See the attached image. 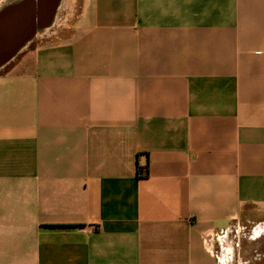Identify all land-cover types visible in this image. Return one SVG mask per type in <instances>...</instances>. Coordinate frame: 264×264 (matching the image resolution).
I'll list each match as a JSON object with an SVG mask.
<instances>
[{"label": "crops", "instance_id": "1", "mask_svg": "<svg viewBox=\"0 0 264 264\" xmlns=\"http://www.w3.org/2000/svg\"><path fill=\"white\" fill-rule=\"evenodd\" d=\"M31 42L0 264H264V0H59Z\"/></svg>", "mask_w": 264, "mask_h": 264}, {"label": "water", "instance_id": "2", "mask_svg": "<svg viewBox=\"0 0 264 264\" xmlns=\"http://www.w3.org/2000/svg\"><path fill=\"white\" fill-rule=\"evenodd\" d=\"M59 0H13L0 7V71L49 27Z\"/></svg>", "mask_w": 264, "mask_h": 264}, {"label": "rangeland", "instance_id": "3", "mask_svg": "<svg viewBox=\"0 0 264 264\" xmlns=\"http://www.w3.org/2000/svg\"><path fill=\"white\" fill-rule=\"evenodd\" d=\"M34 42H30L27 46H25L15 57L14 59L7 65L5 66L0 72H6L10 69L13 68V66L21 59V57L23 56V54L25 52H27V50H29L30 48H32L34 46Z\"/></svg>", "mask_w": 264, "mask_h": 264}, {"label": "trees", "instance_id": "4", "mask_svg": "<svg viewBox=\"0 0 264 264\" xmlns=\"http://www.w3.org/2000/svg\"><path fill=\"white\" fill-rule=\"evenodd\" d=\"M149 174V164L146 163L143 166H137V175L138 177H146Z\"/></svg>", "mask_w": 264, "mask_h": 264}, {"label": "bare ground", "instance_id": "5", "mask_svg": "<svg viewBox=\"0 0 264 264\" xmlns=\"http://www.w3.org/2000/svg\"><path fill=\"white\" fill-rule=\"evenodd\" d=\"M45 29H46V28H45ZM43 30H44V29H43ZM43 30H38V31H36L35 36L38 35L39 33H41Z\"/></svg>", "mask_w": 264, "mask_h": 264}]
</instances>
